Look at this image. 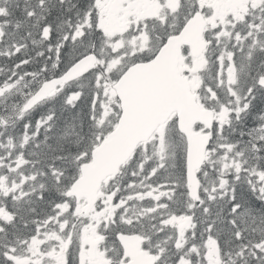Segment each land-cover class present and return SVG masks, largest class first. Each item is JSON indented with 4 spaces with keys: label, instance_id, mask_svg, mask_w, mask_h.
Instances as JSON below:
<instances>
[{
    "label": "trees",
    "instance_id": "obj_1",
    "mask_svg": "<svg viewBox=\"0 0 264 264\" xmlns=\"http://www.w3.org/2000/svg\"><path fill=\"white\" fill-rule=\"evenodd\" d=\"M75 1L79 4L87 3V0ZM64 13L65 9L61 7L57 14V18L61 19ZM72 17L73 16H65V18ZM17 24L20 23L18 22ZM62 26V22L60 25L54 23L52 25V40H49L44 45H40V47H35L34 41H30L25 54L23 50L20 52L16 50V48H19L18 39H14L12 42V48L9 49V40L0 35L1 76L5 79H14L15 76L19 75L18 72H21L22 69H27V72H29L28 74L43 76V78H49L50 76L61 74L69 66L74 56L81 55L88 50L76 45L72 46L68 39V34L71 29ZM42 27L43 24H39L37 29ZM24 28L27 30V26ZM23 32L24 31H20L19 37L25 36L26 32ZM94 38H98L95 33L92 34V41L89 42V47L95 44ZM63 46L66 48L60 51ZM59 51L60 53H56ZM24 60H28L29 64L27 63L28 65L20 66ZM257 62L258 59L255 61V64ZM244 63L249 67L248 71H250V73L255 72L260 68L257 65L252 66L251 61H244ZM77 91L84 92L83 89L74 86L73 88L67 89L65 94L54 102L38 108L59 109L55 114L56 121L53 126L49 130L45 127L41 132V136L45 135V140L33 155V161L38 165L55 166L58 163L70 164L75 161V156L87 155L89 149L94 145L98 123V120L94 118L92 111V109H94V94L91 93V96L85 98H83L84 95H82L81 99L78 101H69V94ZM252 92L254 93V90ZM260 92L261 91H258L256 107L253 106V109H255V118L256 115H260L262 111H264V94ZM10 98L11 99L8 101L9 104L13 103L14 106H19V99L15 96H10ZM13 105L11 106L12 109H14ZM0 109L7 108L0 107ZM45 112L46 110H43V114ZM38 114L41 115L42 111L37 113V118L39 117ZM254 126L255 125L251 123L246 125V132L248 133L247 138L251 137ZM246 159H250V153L248 150H246ZM234 191L235 197L232 204H238L240 207V213L235 217L236 222L244 220L248 215H251V224L248 223L243 227L245 234L242 235V239L239 242L231 239L233 238L231 232L232 228L231 225L227 223L228 220L232 218L230 214V204L219 203L212 207L210 213H199L197 216L198 231L205 229L212 222H217L215 231L222 239H226L227 248H230L231 243L237 248L248 245L251 242L252 237L257 238L264 236V212L258 209L255 204V199L246 189L244 182L235 184ZM41 212L45 213V211ZM21 218L22 220H28L25 215H22ZM30 220L35 222L32 217ZM248 264H264V258L258 261H250Z\"/></svg>",
    "mask_w": 264,
    "mask_h": 264
},
{
    "label": "rangeland",
    "instance_id": "obj_2",
    "mask_svg": "<svg viewBox=\"0 0 264 264\" xmlns=\"http://www.w3.org/2000/svg\"><path fill=\"white\" fill-rule=\"evenodd\" d=\"M117 2L119 3L117 4ZM149 3L154 5L152 11L141 12ZM98 5L101 6V10H99V25L105 29L109 35L118 38H124L128 35L138 12L139 14L141 13V19L148 20L163 19L164 15L161 14V10L156 7L153 0H101L98 2ZM137 22H135V24ZM135 27L138 26L136 25ZM180 67L181 70L189 72L192 76L199 68L196 66L193 68L183 61ZM231 81H233V79H231ZM156 200L158 199L156 198Z\"/></svg>",
    "mask_w": 264,
    "mask_h": 264
},
{
    "label": "water",
    "instance_id": "obj_3",
    "mask_svg": "<svg viewBox=\"0 0 264 264\" xmlns=\"http://www.w3.org/2000/svg\"><path fill=\"white\" fill-rule=\"evenodd\" d=\"M165 53V52H164ZM163 54V53H162ZM160 58V57H159ZM159 64L160 67L157 69V76L156 79L159 81H163L165 82L167 78H171L174 79L177 78L176 73L174 72H169L168 71V67L163 65V63L160 61L159 59ZM88 65H85L84 68H87ZM79 74L81 75L82 73L79 72ZM74 76L72 72H69L63 79V81H70L73 79ZM179 79L177 78V80L175 82H173V84L169 83V82H165V85H170V88L168 90V94L170 95V100H164L162 99L163 102L166 103V105L169 107V105L171 104L173 106V109H192V113H194V110L197 111L196 107L193 105V101L190 98V100L185 101V97H176V94H178V89H177V85L179 84ZM54 84H57L58 81L53 82ZM181 93V92H180Z\"/></svg>",
    "mask_w": 264,
    "mask_h": 264
},
{
    "label": "bare ground",
    "instance_id": "obj_4",
    "mask_svg": "<svg viewBox=\"0 0 264 264\" xmlns=\"http://www.w3.org/2000/svg\"><path fill=\"white\" fill-rule=\"evenodd\" d=\"M59 33V32H58ZM263 112V111H262ZM259 114V113H258ZM248 264V263H247Z\"/></svg>",
    "mask_w": 264,
    "mask_h": 264
}]
</instances>
